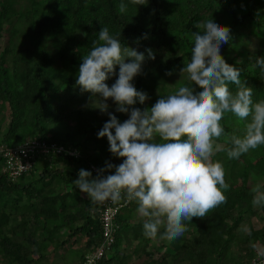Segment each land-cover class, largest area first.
Returning a JSON list of instances; mask_svg holds the SVG:
<instances>
[{"label":"trees","instance_id":"obj_1","mask_svg":"<svg viewBox=\"0 0 264 264\" xmlns=\"http://www.w3.org/2000/svg\"><path fill=\"white\" fill-rule=\"evenodd\" d=\"M145 2L147 5L135 6L129 0H0V40L7 31L0 51V108L9 112L0 121V144L14 146L27 138H44L82 154L79 159L37 156L28 182L12 180L3 172L0 156V264H38L54 251L49 239L61 240L63 231L68 237L61 241L62 246L74 236L86 238L88 252L100 243V204H92L72 181L78 179L80 169L95 177L91 164L100 169L112 161L107 137L95 142L91 152L94 135L87 132L97 135L109 116L100 117L96 108L100 99L81 92L75 84L82 56L98 40L102 27H108L111 35L120 33L122 47L146 56V49L153 50L155 60L146 59L142 73L132 81L149 96L144 108L152 106L159 94L173 93L188 83L186 78L182 82L175 79L173 87L167 86L190 59L192 34L200 31L195 24L211 16L230 28V40L220 48L222 57L240 69L241 80L253 89V100L264 99V76L258 67H252L256 58L264 56V0ZM121 3L128 4L124 14L118 10ZM118 71L116 66V75L106 81L109 86L118 78ZM169 71L171 76L166 75ZM229 88L236 90L232 84ZM113 114L121 122L126 120L124 113ZM221 123L226 133L236 134H241L244 125L233 115ZM217 143L228 146L224 137ZM213 159L225 169L230 186L224 191L227 202L203 219L185 221L189 235L180 239L174 252L155 255L147 250L136 264H251L257 249L264 247V227L255 229L251 224L253 217L264 212V205L253 207L251 203V189L257 183L264 188V146L238 160H229L222 150ZM128 220L120 210L115 243L99 264L134 263L129 258L133 251L119 255V232L129 226ZM130 229L137 234L143 224H133ZM84 251L75 264H82Z\"/></svg>","mask_w":264,"mask_h":264},{"label":"clouds","instance_id":"obj_2","mask_svg":"<svg viewBox=\"0 0 264 264\" xmlns=\"http://www.w3.org/2000/svg\"><path fill=\"white\" fill-rule=\"evenodd\" d=\"M129 2L147 5L145 0ZM118 10L126 13L128 4L121 3ZM195 27L200 31L192 34L190 59L179 70L180 79L186 78L188 83L167 95L158 92L160 98L150 107H135L137 102L145 104L149 96L132 81L142 73L146 59L155 60L153 50L146 49V56L122 47L120 33L111 35L106 26L82 56L75 81L81 92L100 99L96 108L109 119L97 137H107L108 151L123 162L106 161L95 177L80 169L72 183L92 204L135 202L146 238H156L163 227L160 238L174 241L187 231L185 221L203 219L227 202L224 191L230 186L223 164L213 159L217 151H224L229 160H238L264 146V99L253 100V89L241 80L240 69L228 64L220 53L221 45L230 40V28L212 16ZM116 66L118 78L109 86L106 81L116 75ZM252 67H258L264 76V56L256 58ZM230 84L235 85V92ZM109 99L116 105L115 111L127 114L128 119L121 122L108 111ZM227 115L244 122L241 134L225 132L221 121ZM222 137L227 147L217 143ZM251 191L253 207L264 205L262 185L257 183ZM245 231L251 234L249 229ZM259 251L264 256V249Z\"/></svg>","mask_w":264,"mask_h":264},{"label":"rangeland","instance_id":"obj_3","mask_svg":"<svg viewBox=\"0 0 264 264\" xmlns=\"http://www.w3.org/2000/svg\"><path fill=\"white\" fill-rule=\"evenodd\" d=\"M19 2H20L19 3L20 6L21 5L23 6L25 3L23 1H19ZM25 6H26V4H25ZM6 36H7V31L4 30L3 31V38L0 40V51L2 50V47H3L4 42L6 40ZM175 79L179 80V82L180 81L182 82V80L184 81V78L180 79V75L178 73V75L174 76L173 79L168 80L167 86L173 87L174 83H175V81H174ZM107 103L109 104L108 111L111 113L116 112L115 111L116 105L114 104V102H112V100L109 99L107 101ZM135 107H139L143 110L145 107V104L141 105V104H139V102H137ZM3 108H0V121L2 119H4V116H7L9 114V112ZM107 115H108L107 113H102L100 111V117H105ZM125 119H128L127 114H126ZM118 120L121 121L120 118ZM73 125H74V123H72V126ZM101 126H102V124L99 123L98 127L100 128ZM87 132L89 135H94V139H92L93 142H91V143L88 142L89 147H90L89 151L94 152L93 146L96 144L95 142L100 141L102 138H98L96 133L91 132L89 129H87ZM111 159H112L111 163L114 165L116 162H122V158L114 157L113 155H111ZM58 166H60V164ZM112 171L114 172V169ZM34 173H35L34 175L37 174V172H34ZM29 176H30V174H27V175L25 174L24 177H20L17 180L20 182H26V181L31 180V178L29 179ZM128 205H130V204H128ZM127 206L124 207L123 209H121V215L124 218H128L129 219L128 222L130 224L125 230L122 229V231L119 232V237L121 239V245L119 247V255L121 253L128 254V252L133 251V255L132 254L129 255V258L130 259L132 258L131 260L134 261L133 264L140 263L145 258V251H147V250L154 251L156 253L155 255L161 254V253L174 252L179 246L180 239L188 237V235H189L188 231H186L182 236H180L179 238H177L174 241L161 240V238H160L162 235L161 229L163 228V227H161L159 229V232H158L156 238H149V240H147L146 237L143 235V229L141 232H139L137 234H135L133 232V230L130 229L133 224H137L140 222L143 224V219L139 217V215L136 211L137 205L134 202L133 204H131V206H129V207H127ZM251 224L255 229H259L261 227H264V212L263 211L259 212V214L257 216L253 217L251 219ZM62 235L63 236L61 237V240H59L57 242H58V245H60L58 248L63 251L62 244H60V243L62 240L66 239L68 237V232L65 233L63 231ZM79 241L80 240H78V242H76V244H79ZM66 247H67L66 250L64 248V252H61V254L59 256H58V249L57 248L55 249V251L52 250V251L48 252L49 256L46 257L45 261L42 260L38 264H75L77 262L79 256H80V254L85 250L83 247H80V245L72 246L70 243ZM52 248H53V246L51 245L50 249H52ZM261 249H264V247L257 249V253H259L260 252L259 250H261ZM62 253H64V254L62 255ZM32 264H37V263H32Z\"/></svg>","mask_w":264,"mask_h":264},{"label":"built area","instance_id":"obj_4","mask_svg":"<svg viewBox=\"0 0 264 264\" xmlns=\"http://www.w3.org/2000/svg\"><path fill=\"white\" fill-rule=\"evenodd\" d=\"M68 156L75 159L81 158V152L71 146L55 140L44 138H27L23 143L14 146L0 144V156L4 160L3 172L12 179H18L33 170L37 156ZM90 169L97 173L98 168L91 164ZM129 203L122 200L118 204L110 201L100 204L98 208L102 226L101 240L97 248L85 253L82 264H99L107 251H110L115 243V234L118 229L116 216L119 211ZM251 264H264V256L260 252L253 258Z\"/></svg>","mask_w":264,"mask_h":264},{"label":"crops","instance_id":"obj_5","mask_svg":"<svg viewBox=\"0 0 264 264\" xmlns=\"http://www.w3.org/2000/svg\"><path fill=\"white\" fill-rule=\"evenodd\" d=\"M27 174H30V176H29V179L32 177V172H28V173H26V175ZM25 176V175H24ZM23 176V177H24ZM26 182H28V181H26ZM53 239V241L51 240V238L49 239V243H51V245L53 246V248H54V251H55V249L57 248L58 249V256L61 254V252H64V248H65V250H66V246L67 245H64V246H62V248H63V251L62 250H60L58 247L60 246V245H58V240H57V238L56 237H54V238H52ZM78 240H80L79 241V244H76V242H78ZM85 241H86V238L84 237V236H74L73 238H68V243H70L72 246H74V245H80V247H83L84 248V245H85ZM53 242V243H52ZM88 251L87 250H85L84 251V254L85 253H87ZM64 253H62V255H63ZM62 257V256H61ZM42 261V260H41ZM40 261V262H41ZM43 261H45V260H43Z\"/></svg>","mask_w":264,"mask_h":264}]
</instances>
